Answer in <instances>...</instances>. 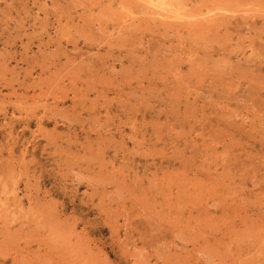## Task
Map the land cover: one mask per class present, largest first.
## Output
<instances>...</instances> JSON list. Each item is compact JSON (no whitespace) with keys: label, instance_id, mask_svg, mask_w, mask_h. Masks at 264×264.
I'll return each mask as SVG.
<instances>
[{"label":"rangeland","instance_id":"rangeland-1","mask_svg":"<svg viewBox=\"0 0 264 264\" xmlns=\"http://www.w3.org/2000/svg\"><path fill=\"white\" fill-rule=\"evenodd\" d=\"M147 1L0 0V264H264V0Z\"/></svg>","mask_w":264,"mask_h":264},{"label":"bare ground","instance_id":"bare-ground-1","mask_svg":"<svg viewBox=\"0 0 264 264\" xmlns=\"http://www.w3.org/2000/svg\"><path fill=\"white\" fill-rule=\"evenodd\" d=\"M145 1V0H144ZM147 2H150V0L149 1H147ZM11 3V2H10ZM153 3V6H157L158 4L156 3V5H155V3L154 2H152ZM159 3V2H158ZM161 3V2H160ZM203 3V2H202ZM201 3V4H202ZM164 4V3H163ZM151 5V4H150ZM234 5V4H233ZM152 6V5H151ZM165 6H166V4H165ZM199 6V5H198ZM160 7H164V5L162 6V4H160ZM211 7V6H210ZM209 7V8H210ZM222 7V6H221ZM220 7V8H221ZM157 8V7H156ZM161 9V8H160ZM217 9H219V8H217ZM227 10V9H226ZM229 10V9H228ZM199 12V11H198ZM148 13V12H147ZM164 13V12H163ZM184 14H185V12H183ZM208 13V12H207ZM196 14V13H195ZM199 14V13H198ZM256 14V13H255ZM173 15H174V13H173ZM250 15V14H249ZM62 16V15H61ZM177 16V15H176ZM194 16H198V15H194ZM219 17H220V15H218ZM178 17V16H177ZM180 17V16H179ZM234 17V16H233ZM263 17V16H262ZM199 18V17H198ZM212 18V17H211ZM216 18V17H215ZM235 18V17H234ZM214 19V18H213ZM218 19V18H217ZM236 19V18H235ZM59 20V19H58ZM195 21V20H194ZM188 22V21H187ZM190 22V21H189ZM188 22V23H189ZM216 22V21H215ZM219 22V21H218ZM231 22V21H230ZM208 23V22H207ZM177 24V23H176ZM190 24H191V22H190ZM217 24V23H216ZM244 24V23H243ZM254 24V23H253ZM183 25V24H182ZM209 25V24H208ZM229 25V24H228ZM230 25H232V24H230ZM240 27V26H239ZM192 28V27H191ZM196 28V27H195ZM213 28V27H212ZM257 29V28H256ZM188 31V30H187ZM202 31V30H201ZM199 32V31H198ZM203 33V32H202ZM179 34V33H178ZM217 34V33H216ZM2 35V34H1ZM208 35V34H207ZM184 36V35H183ZM37 37V36H36ZM185 37V36H184ZM39 38V37H38ZM125 38V37H124ZM129 40V39H128ZM11 41V40H10ZM32 42V41H31ZM212 42V41H211ZM13 44V43H12ZM222 44V43H221ZM253 46V45H252ZM251 46V47H252ZM183 48V47H182ZM15 49V48H14ZM185 51V50H184ZM16 53V52H15ZM14 56V55H13ZM199 57V56H198ZM22 58V57H21ZM187 58V57H186ZM188 58H190V57H188ZM204 58V57H203ZM20 59V58H19ZM200 59H202V58H200ZM210 61V60H209ZM219 62V61H218ZM88 63V62H87ZM195 63V62H194ZM220 64V63H219ZM190 65V64H189ZM198 65V64H197ZM213 65V64H212ZM223 67V66H222ZM222 70V69H221ZM130 71V70H129ZM16 73V72H15ZM214 73V72H213ZM217 73V72H216ZM220 73V72H219ZM240 73V72H239ZM202 74V73H201ZM242 74V73H241ZM15 76V75H14ZM243 76V75H242ZM21 80V79H20ZM213 80V79H212ZM24 85V84H23ZM13 87V86H12ZM26 90V89H25ZM26 92V91H25ZM24 93V92H23ZM41 93V92H40ZM31 94V93H30ZM36 95V94H35ZM50 110V109H49ZM58 115V114H57ZM60 117V116H59ZM28 122V121H27ZM40 122V121H39ZM42 122V121H41ZM27 126V125H26ZM41 126H42V124H41ZM38 127H40V126H38ZM55 131V130H54ZM48 138V137H47ZM55 138V137H54ZM27 142V141H26ZM29 142V141H28ZM31 143V142H30ZM33 143V142H32ZM35 144V143H34ZM34 144H33V146H34ZM37 144V143H36ZM35 144V145H36ZM39 144V143H38ZM40 146V145H39ZM46 147V146H45ZM36 148V147H35ZM41 148V147H40ZM44 148V147H43ZM22 150V149H21ZM25 152V151H24ZM22 153V152H21ZM27 153V152H26ZM22 155V154H21ZM25 160V159H24ZM53 206V205H52Z\"/></svg>","mask_w":264,"mask_h":264}]
</instances>
